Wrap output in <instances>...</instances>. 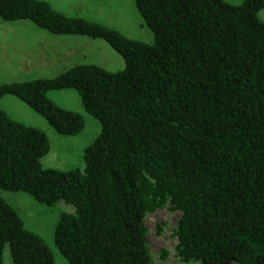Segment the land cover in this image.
Wrapping results in <instances>:
<instances>
[{
	"label": "trees",
	"instance_id": "16d2710c",
	"mask_svg": "<svg viewBox=\"0 0 264 264\" xmlns=\"http://www.w3.org/2000/svg\"><path fill=\"white\" fill-rule=\"evenodd\" d=\"M153 42L55 10L45 0H0V19L52 35L104 40L119 71L89 63L50 78L0 83L58 134L83 117L47 92L73 89L101 125L83 169L43 168L49 140L0 108V190L25 192L59 215L54 244L69 264H150L141 220L179 213L175 256L191 264H264V0H134ZM160 234L161 224H156ZM55 264L0 196V264ZM160 255L165 257L166 250Z\"/></svg>",
	"mask_w": 264,
	"mask_h": 264
},
{
	"label": "rangeland",
	"instance_id": "374dc122",
	"mask_svg": "<svg viewBox=\"0 0 264 264\" xmlns=\"http://www.w3.org/2000/svg\"><path fill=\"white\" fill-rule=\"evenodd\" d=\"M51 6L65 15L81 17L89 21L104 24L119 31L129 39L143 43H152L153 34L144 25L138 13L134 0H45ZM231 5H240L244 0H223ZM257 17L264 23V7L259 10ZM30 24L27 20L8 22L0 19V26ZM41 29V28H40ZM43 30V29H41ZM45 31V30H43ZM46 32V31H45ZM3 35V34H2ZM93 40V39H92ZM93 52L87 57L88 61L108 71H119L124 67V61L104 40L95 39ZM15 76L7 71L0 75V83L12 81ZM5 82V83H6ZM67 90V91H66ZM2 107L14 121L41 129L49 140V151L42 157L43 168L59 170L83 169V150L99 135L101 125L97 119L83 110L78 94L73 89L47 92L46 96L58 106L79 113L84 120L83 129L76 135L65 136L56 133L43 117L35 113L24 102L12 95H4ZM11 98V100L7 99ZM1 101V100H0ZM0 196L18 213L26 229L37 234L51 251L55 264H69L60 254L54 244V230L59 215L63 211L72 209L57 202L46 206L35 201L29 194L0 190ZM179 213L170 212L163 208L147 214L141 220L145 229L144 240L150 255V264H191L181 262L174 254L175 240L171 237ZM161 224L160 234L156 231V224ZM161 250L167 255L162 257ZM3 264H13L8 248L3 252Z\"/></svg>",
	"mask_w": 264,
	"mask_h": 264
},
{
	"label": "crops",
	"instance_id": "0c3cea01",
	"mask_svg": "<svg viewBox=\"0 0 264 264\" xmlns=\"http://www.w3.org/2000/svg\"><path fill=\"white\" fill-rule=\"evenodd\" d=\"M94 40L52 35L30 24L0 26V75L10 71L15 79L9 82H21L50 78L77 64H94L87 59ZM4 97L8 96L1 98L0 108L6 112L1 106Z\"/></svg>",
	"mask_w": 264,
	"mask_h": 264
}]
</instances>
